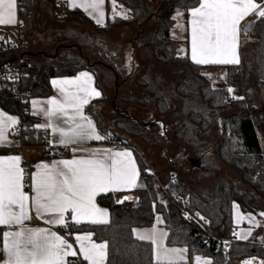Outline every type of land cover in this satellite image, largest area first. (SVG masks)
I'll use <instances>...</instances> for the list:
<instances>
[{
  "label": "trees",
  "instance_id": "1",
  "mask_svg": "<svg viewBox=\"0 0 264 264\" xmlns=\"http://www.w3.org/2000/svg\"><path fill=\"white\" fill-rule=\"evenodd\" d=\"M117 1L131 10V17L117 18L97 29L79 9H67L65 20H60L55 0H18L19 6L26 9L19 18L20 35L25 41L23 57L28 63L22 84L29 91L30 100L50 97L52 78L92 72L103 97L91 102L87 113L100 134L106 137V144L113 139L126 149L134 150L144 181V188L136 191L135 203L118 204L112 194L99 197L98 203L110 211L109 224H83L77 229L90 232L95 241L107 244L105 264H158L154 261L153 244L139 241L133 235L134 228L153 226L157 215L162 216L169 232L167 245L188 250L189 262L179 264H196L197 256H208L213 264H237L253 256L264 259V218L254 237L242 242L235 240L233 215L234 203L244 213L264 212V17L252 21L249 31L244 28L250 39L242 44L240 66H200L188 55H178L179 43L171 32L174 16L179 13L186 16L190 9L199 6L198 0H161L159 5V0ZM45 7L47 19L59 24L52 37L45 41L47 46H40L43 37L40 38L37 27L39 18L43 17L40 12ZM149 24H156V30L142 36ZM125 26H133L138 31V36L130 42L134 55L141 51L150 53L161 68L171 71L173 83L164 72L148 70L137 75L135 63L132 72L123 76L116 66L117 57L108 60L110 50L105 40L114 30ZM83 27L91 30L92 38L81 30ZM90 48L100 54L102 61L91 62L85 53ZM30 53L42 58L37 60ZM16 62V47L4 45L0 49V104L12 114L19 113L15 85L3 79L1 72L15 66ZM213 68L226 70L228 86L236 89L237 99L228 98L227 87L213 86L206 73ZM101 75L108 81H116V77H124V83L134 80L142 94L124 97L125 105L151 110L158 121L168 117L178 121L172 141L189 151L190 158L184 160L183 165L171 166L166 175L154 170L148 156L163 148L165 138L153 132L151 124L125 113H118L109 124L105 123L101 107L106 96L100 83ZM254 108L258 110L251 114ZM37 123L38 119L28 111L22 115L24 146L42 147L45 158H55L56 154L50 153L46 145V132L36 128ZM10 153L9 149L0 147V157ZM221 166L235 174L236 185L224 178H214ZM185 212L189 216L184 215ZM200 217L207 218L212 233L226 242L198 240L203 232Z\"/></svg>",
  "mask_w": 264,
  "mask_h": 264
},
{
  "label": "snow or ice",
  "instance_id": "2",
  "mask_svg": "<svg viewBox=\"0 0 264 264\" xmlns=\"http://www.w3.org/2000/svg\"><path fill=\"white\" fill-rule=\"evenodd\" d=\"M103 3L104 0H92L90 4L72 6L83 7L85 10L91 7L102 17ZM198 3V7L190 10L192 60L198 65L239 63L236 57L239 24L253 12L259 17H264V8L255 3V0H198ZM16 8V0H0V25L16 23ZM97 23H100V20H97ZM90 80L88 73H81L74 80L53 81V84L77 86L75 92L60 88L64 96L63 101L52 98L46 102L52 107L45 110V115L61 119L68 127H60L52 122L46 126H38L51 128L54 134L58 133L61 145L106 139L98 134L92 121L83 114V108L89 102L88 96H100L95 89L89 93L83 86V82ZM228 91L233 90L229 88ZM36 103L33 102L34 105ZM69 109L72 110L71 114ZM17 123L14 117L0 112V142L6 140V130ZM20 161L19 156L0 158V226L16 229L3 232L2 250L6 256L4 264H67V257L77 255L73 245L55 232L44 228L24 227V222L30 218V199L31 208L35 210L36 215L49 217L46 223L50 225L66 227L65 216L69 213L71 220L76 224L84 220L93 224L107 223L108 213L97 207L95 197L101 192L134 187L138 176L131 151L92 149L88 158L62 160L51 166L38 165V170L32 177L33 195L30 198L23 191L25 185ZM200 219L203 220V217ZM162 235L166 236L167 233ZM138 236L142 240L157 244L155 229ZM75 240L79 244L83 260L89 264H104L106 244L90 242V234L77 235ZM158 247L163 248L162 240ZM184 251L163 248L162 254H157V260L162 264H179ZM197 262L200 264L199 257ZM203 264H210V261L205 260Z\"/></svg>",
  "mask_w": 264,
  "mask_h": 264
},
{
  "label": "crops",
  "instance_id": "3",
  "mask_svg": "<svg viewBox=\"0 0 264 264\" xmlns=\"http://www.w3.org/2000/svg\"><path fill=\"white\" fill-rule=\"evenodd\" d=\"M66 1H67V6H68L67 9H70V10L79 9V10H81L88 18H90L94 22L97 29H100L101 27L105 26L109 21H113V20L119 18V17H113L114 16L113 11H114V14L117 15L118 12H120V11L122 12V10H123V8L120 7V4L118 3L117 0H104V3L102 5V9H101L103 11V16L101 17L99 12L97 10H94L91 7H88L87 10H85V8H83V7H73L72 6L73 4H76V5L90 4L92 2V0H66ZM16 3H17L16 23L13 25H0V26L13 27V26H16L18 23H20L19 16L21 13H23V11H22V8L19 6L18 0H16ZM255 3H257L262 8L263 4H264V0L261 3H259L257 0H255ZM124 7H126V6H124ZM127 9H129V8H127ZM190 10L186 16L184 14H182L183 19H184V23H185V28L183 30V33L181 34L180 40L177 41L179 43L178 51L182 53V56L188 55L190 60L194 64H196L191 58V23H190L191 16H190ZM130 12H131V10L129 12H125V14L127 15V18L124 17L123 19L130 18L131 14H132ZM62 13L63 12H61V14ZM61 14H60V16H61ZM60 16H59V18H60ZM258 18H259V16L255 12H253V13L247 15L246 17H244L239 24L238 47L236 50V57L239 60V63H237V64H208V65H200V66H212V65H215V66H232V65L240 66L241 62H242V55H241L242 44L244 41L250 39L247 36V34L244 33V28L247 26L248 23H251L252 21H254ZM97 20H100V23H97ZM175 23H176V21H175ZM125 27L129 33L128 39L126 38L127 39L126 45H127V44H130L131 40L136 36V34H138V31L135 27H132V26H125ZM245 35L247 36V38H244ZM121 37H122V35H121ZM172 37H173V32H172ZM29 55H32V57H34L37 60L42 58L41 55H38L37 53H30ZM196 65H198V64H196ZM207 71H209V72L224 71L226 73V70L223 68H213V69H209ZM81 73H88V75L91 77L90 81L83 82V86L89 90V93H91L92 89H95L96 92L100 93V96H98V97L95 96L94 94L89 95L88 96L89 102L83 108V114L85 116H87L92 121V119L90 118V116L87 113L86 108L90 105L91 102L98 100V99H101L103 97L102 90L97 86L95 75L90 71H82V72H79L78 74H76L74 76L52 78L50 80V85L52 88V95L50 97L32 98L29 101L27 111L30 113L31 116L38 119V123L36 124V128L42 129L46 132V145H47V147H49L50 153L56 154V157L55 158H45L44 152H43L44 150L42 147H25L23 144V140L19 136H16L14 134V130L21 123L20 115L7 112L6 110H4L2 108V106L0 104V112H3L7 116L14 117L18 121V123L15 126H12L6 130L7 138L5 141L0 142V147L9 149L11 153L7 156H1L0 158H6V157H10V156H19V157H21V161H20L19 166L22 169H23L25 161L27 160L32 167V177H33V174L35 172H37V170H38L37 166L40 164H48L49 166H51L53 163L59 162L62 160L88 158L89 152L92 149H108V150L115 152L113 149H110L107 146L108 144H106L105 139L100 140V141L89 140L86 143L68 145V146L61 145L59 143V134L58 133L54 134L52 132V129L48 128V127H38L41 125L46 126L49 122H52V123H54L60 127H65V128L68 127V125L64 124L61 119H57L55 116L50 118V117L45 115V110L51 109V107H52L51 105L47 104L46 102L52 98H56L58 101H63L64 96L60 92L61 87H64L68 91H73V92L77 91V86H75V85L53 84V81L74 80L77 77H79ZM230 88L233 89V87H231V86H230ZM80 94L82 96L84 95V93H80ZM34 101L37 102L35 105L33 104ZM71 111L72 110L69 109V114H71ZM92 123H93V121H92ZM93 125H94V123H93ZM95 128H96V126H95ZM96 130H97L98 134H100V132L97 128H96ZM164 130H166L165 125H164ZM169 145H171V144H168V147H169ZM263 145H264V141H263ZM73 149H76V151H74ZM83 149H87L88 151H84ZM122 151H131L132 152V158L135 162V165H136V168L138 171V176L136 178V185L134 187L125 188L122 190H116V191L110 190V191L101 192V193L97 194V196L95 197V204L97 205L98 208L106 210L108 215L106 217L107 223H100V224H94V225H102V224L105 225V224H109V222H110V211L108 208L103 207L98 203L99 197L105 196L108 194H112V195H114L115 202L118 204L128 203V202L131 203L133 201L136 202L138 200V196H137L136 191L144 188V181H143V178L141 175L140 167L138 165L134 150L133 149H124ZM67 155H69V156H67ZM167 161H168V167L183 165L182 161H180V160L178 161L174 157H168ZM214 178H219V179L224 178V179H227L228 181L234 180V181L238 182V179L235 176V174H233L231 171H229L227 168H225L223 166H221L218 169L217 173L214 174ZM23 191L25 193H27L29 195V197L31 198V196L33 195L32 181H31V187H30L29 191H27L25 187H24ZM233 215H234V225L236 226L235 240L245 242V241H248L249 239H251L252 237H254L255 233L260 228V226H259L260 225V219L258 217H256L254 214L244 213L237 203H234V205H233ZM29 216H30V218L24 222V227L32 228V229H36V228L48 229L52 232H55L57 235L65 238L70 244L73 245V250L76 251L77 255L75 257H67L66 258L67 264H89L88 261L83 260L81 254H80L79 244L75 240V237L77 235H88V234H90L91 235V241L90 242H94L96 244H101L100 242L95 241L92 233L81 231V230L77 229L79 226H81L83 224H93L87 220H84L79 224L75 223L76 227L71 228V229H66L65 226H61V225H50V224L46 223V220L49 219V217H47V216L40 217V216L36 215L35 210L31 208V199L29 200ZM67 217H71V214L70 213L66 214L65 220ZM158 217H159V222H157ZM153 229H155L156 233H157V244L152 243L153 247H154V261L156 263L162 264V262L157 260V254L158 253L162 254L163 248H166V249H184L185 251L183 253V259L179 260V263L189 262L188 250L185 247H170L167 245V238H168L169 232L166 229V227L164 226V220H163L161 215L156 216L155 223L151 227L134 228V230H133L134 238L139 240V241L151 243V241H149V240L140 239L138 234H143L145 232H151ZM9 230H16V229H15V227L13 229H9L5 226H0V231L2 233V244L0 246V264H4V261L6 259L5 253L2 250L3 249V232L9 231ZM163 233H167V235L163 236L162 235ZM259 238H261V237H259ZM161 240L163 241V248L158 247ZM86 243H88V242H86ZM103 244H106V243H103ZM173 259H178V258L173 257ZM106 260H107V247H106V258H105L104 264L106 263Z\"/></svg>",
  "mask_w": 264,
  "mask_h": 264
},
{
  "label": "rangeland",
  "instance_id": "4",
  "mask_svg": "<svg viewBox=\"0 0 264 264\" xmlns=\"http://www.w3.org/2000/svg\"><path fill=\"white\" fill-rule=\"evenodd\" d=\"M161 3V0L157 3L159 5ZM120 7L123 8L122 12H118V14H114L113 11V17H127L125 12H129L130 10L127 9V7H124L120 4ZM22 14L26 13V9L22 7ZM114 9V8H113ZM47 7L44 8V10H41V14H43V17L39 18V26L37 27V31L40 35V38H42L41 44L47 46V42H45L47 39L52 37L53 33L55 32L56 27L59 23H53L52 21L47 19L48 13H47ZM63 9L57 8L56 15L59 17ZM131 13V12H130ZM129 13V14H130ZM183 13H179L174 16V20L176 23L171 29V32H173V39L176 41L180 40L181 34L183 33V30L185 28L184 19L182 16ZM49 17V16H48ZM52 22V23H51ZM42 24V26H41ZM133 27V26H132ZM82 31L87 32V37L92 38V32L89 30V28H81ZM156 30V24H149L144 29V34L142 36L150 35ZM128 31L126 27H120L116 30H114L112 33H110L105 40V46L108 47L110 50V56L108 60H111L115 57H117V68L119 72L123 76H127V74L132 72L134 63L137 66V75H142L143 73H146L148 70L152 72H164V74L168 77L169 82L173 83L174 79L171 76V71L166 68H161L153 59L152 55L150 53H145L144 51L139 52L137 56L134 54V50L130 44L126 45V41L128 39ZM122 35V37H121ZM138 36V34H136ZM135 36V37H136ZM127 38V39H126ZM44 42V43H42ZM183 46V45H182ZM185 46V45H184ZM57 46H54V49ZM54 49L52 51H54ZM86 55L89 56L92 63H97L102 61L103 58L100 57V54L93 48L86 50ZM178 55L182 56V53L178 51ZM212 81V84L216 88L220 87H227V89L230 88L228 86L227 82V75L224 71H212L206 72ZM125 78L120 77L118 80L113 81L110 79V81L106 80L104 76H100V83L103 87L104 94L106 96V101L102 105V113L104 116V121L106 124H109L110 121L114 118H116L119 114L118 113H125L127 115H130L133 118H136L142 123L145 124H151L153 126V132H157L158 134H161L165 138V144L163 148L154 150L152 154H150L149 160L151 159L152 166L154 167L155 171H158L159 173H162L166 175L167 170H169L170 167H168V157H174L176 160L182 161V164L184 163V160L190 158V154H188V149L184 145L177 143L175 141H172V133L173 130L176 128L178 121L172 120L170 117L163 121H158V118L154 115V113L151 110H143L137 106H129L125 105L122 102V99L124 97H130V96H138L142 94V92L135 86L134 80L126 81L124 83ZM254 85V84H253ZM242 86V85H241ZM256 86V85H254ZM232 87V86H231ZM232 92H229L230 99H237L236 97V89L233 88ZM243 92V90H242ZM263 98V97H262ZM242 99H245V97H242ZM164 125L166 127V130H164ZM168 144L169 145L168 147ZM142 151V149H140ZM165 171V172H164ZM188 173V172H187ZM186 173V174H187ZM188 173L187 175H189ZM193 173H191L192 175ZM194 177V175H192ZM227 178V177H226ZM228 179V178H227ZM229 180V179H228ZM235 185L237 184V181L230 180ZM260 219V225H262V219L264 218V212L258 213L255 215ZM200 258V264H203V261L207 260L210 261V264H213L212 259L208 256H197L194 258V262L198 264L197 258ZM238 264V263H237Z\"/></svg>",
  "mask_w": 264,
  "mask_h": 264
},
{
  "label": "built area",
  "instance_id": "5",
  "mask_svg": "<svg viewBox=\"0 0 264 264\" xmlns=\"http://www.w3.org/2000/svg\"><path fill=\"white\" fill-rule=\"evenodd\" d=\"M55 1L58 5V8L63 9L62 11L63 13L60 16V20H65V11L68 8L67 1L66 0H55ZM262 8H264V4ZM244 38H247V36L245 35ZM6 44H13L16 47L17 62L15 66H11L2 70L1 76L3 79L11 80L15 85V96L18 100V108H19L18 115H20L21 117V123L14 130V134L16 136H19L22 140H24L21 131L22 115L28 110L30 94L29 91L23 88V84H22L23 79L27 76L25 70L28 68V63L23 57L22 48L25 44V41L20 35V23H18L16 26L13 27L0 26V49ZM1 86L2 84L0 83V87ZM228 98H230V95H228ZM257 110H258L257 108H254L253 111H251V114ZM107 146L110 149H113L114 151H122L126 149V147L123 144H118L113 139H109ZM31 181H32V167L29 164V162L26 160L23 166V183L27 191H29L31 187ZM162 189L169 196L166 187L162 186ZM131 203H135V201ZM184 215L189 216V213L185 212ZM65 221H66V227H65L66 229H71L76 227V224L71 220V217H67ZM200 225L203 229L202 236L205 238V240L215 242L216 244H219L220 242H226L219 240L212 233L209 227L210 221L207 218H203ZM245 262H249V264H264V259L257 256L246 257L240 260L238 264H245Z\"/></svg>",
  "mask_w": 264,
  "mask_h": 264
},
{
  "label": "water",
  "instance_id": "6",
  "mask_svg": "<svg viewBox=\"0 0 264 264\" xmlns=\"http://www.w3.org/2000/svg\"><path fill=\"white\" fill-rule=\"evenodd\" d=\"M247 28V31L250 30L251 28V23H248L247 26L245 27V29ZM116 79L118 80V77H116ZM198 240H200L201 242L205 241V238L203 236L199 237Z\"/></svg>",
  "mask_w": 264,
  "mask_h": 264
}]
</instances>
